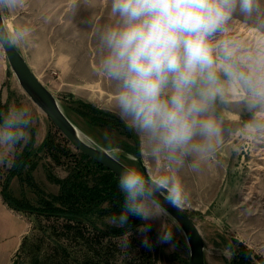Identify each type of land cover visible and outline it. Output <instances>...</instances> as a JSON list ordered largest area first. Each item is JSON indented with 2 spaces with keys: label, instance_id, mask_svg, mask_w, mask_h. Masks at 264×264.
<instances>
[{
  "label": "clouds",
  "instance_id": "9594fccd",
  "mask_svg": "<svg viewBox=\"0 0 264 264\" xmlns=\"http://www.w3.org/2000/svg\"><path fill=\"white\" fill-rule=\"evenodd\" d=\"M25 4L0 0V14ZM237 11L246 19L255 17L260 33L255 43L230 29ZM110 14L116 23L97 32L98 71L116 84L114 107L140 138L141 156L164 160L166 168L156 173L123 168L118 179L122 210L109 223L124 228L130 216L137 217L146 222L140 229L146 233L149 222L167 215L161 194L177 209L189 204L180 168L192 161L198 170L200 161L215 157L225 134L232 135L218 103L242 104L250 114L245 128L264 140V0H111ZM32 32L27 25L3 28L0 47L25 43ZM33 122L26 106L10 107L2 115L0 164L14 166L9 156L29 143ZM107 154L116 159L120 149L109 148ZM175 227L180 228L178 222ZM172 236L171 229H163L160 242Z\"/></svg>",
  "mask_w": 264,
  "mask_h": 264
},
{
  "label": "rangeland",
  "instance_id": "374dc122",
  "mask_svg": "<svg viewBox=\"0 0 264 264\" xmlns=\"http://www.w3.org/2000/svg\"><path fill=\"white\" fill-rule=\"evenodd\" d=\"M110 6L111 0H76L75 5L72 0H26L23 8L11 13L4 12V15L11 29L17 25H27L33 29L27 42L17 45L40 78L60 98L70 117L100 143L120 149L118 158L142 171L133 155L122 153L125 143H128L139 148L137 155L132 154L142 157L141 141L136 133L130 137L118 128L93 123L73 108L75 101L82 100L117 114L114 107L116 84L98 71L102 52L97 32L104 25L117 21L110 14ZM229 27L237 38L249 44L260 38V33L255 30V17L246 19L237 11ZM8 82L12 89L7 111L13 106L28 107L34 121L31 128L35 135L37 133L29 148L30 163L34 165L31 170L23 171L22 176H13L10 188L16 197L37 205L38 197L28 175L46 192L57 193L59 185L48 178V173L65 177L69 172L66 165L70 158L61 157L57 163L49 150L39 149L48 130L55 136L60 148L65 142L56 126L29 98L11 70ZM238 98L234 93L233 99ZM217 111L223 112L224 127L232 129V135L225 134L215 157L200 161L198 170L194 171L192 161H188L180 168L178 175L190 193L189 204L184 209L202 232L207 264H230L234 255V238L264 255V140L254 139L245 128L250 114L242 104L218 103ZM3 114L5 110L1 111ZM24 146L21 144L18 151ZM66 148L77 151L71 143H67ZM15 153L16 148L9 159L14 160ZM142 158L148 171L156 173L166 168L164 160ZM11 168L6 163L0 164L1 185L6 182ZM26 216L30 219V229L26 235L29 238V252L25 249L18 253L16 264H28L33 251L44 257L53 255L60 239L59 234L49 227L48 217L29 213ZM149 223L150 228L146 233L140 230L141 227L136 231V249L128 255L137 258L136 262L127 260L128 264H143L140 259H150L153 264H188L184 237L180 228L175 227L174 220L166 215ZM163 229L173 232L172 240L168 243L160 242ZM128 239V236L115 239L121 243L120 251L128 247ZM71 251L80 254L83 247L73 245Z\"/></svg>",
  "mask_w": 264,
  "mask_h": 264
},
{
  "label": "trees",
  "instance_id": "16d2710c",
  "mask_svg": "<svg viewBox=\"0 0 264 264\" xmlns=\"http://www.w3.org/2000/svg\"><path fill=\"white\" fill-rule=\"evenodd\" d=\"M74 109L89 121L108 125L121 130L127 136H134L119 116L109 110L100 108L93 103L75 101ZM2 118V117H1ZM53 123V122H52ZM54 124V123H53ZM55 126V124H54ZM57 128V127H56ZM62 135L64 144L56 143L54 135L48 132L39 149L49 150L54 160L59 163L61 157H68L69 172L65 177H58L48 173V178L59 185L57 193H48L31 180L38 204L34 205L24 198L16 197L10 188V179L22 176L23 171H29L34 164L30 163V146L35 141V133L31 128L32 141L23 147H16L14 166H12L6 182L2 185L5 200L16 210L29 214H42L48 217L50 228L59 234L57 249L51 256H41L32 253L28 264H128L136 262L135 255H128L136 249L135 234L139 227L146 222L137 217H129V225L120 228L110 224L107 220L122 210L123 196L118 188L119 177L103 164L79 151L57 128ZM70 144L77 151L66 148ZM127 152L138 154L136 146L125 143ZM31 164V165H29ZM52 223V224H51ZM128 236V247L120 251L121 243L115 239ZM132 237V239H131ZM234 255L230 264H264V255L256 253L251 247L238 238L232 240ZM29 238L26 236L21 244L19 254L28 249ZM81 245L83 254H75L71 246ZM116 251L119 255H116ZM29 252V249H28ZM89 253V254H88ZM81 255V256H80ZM118 256V257H117ZM127 260H129L127 262ZM143 264H153L150 259H140ZM16 264V260L14 262Z\"/></svg>",
  "mask_w": 264,
  "mask_h": 264
},
{
  "label": "water",
  "instance_id": "95a60500",
  "mask_svg": "<svg viewBox=\"0 0 264 264\" xmlns=\"http://www.w3.org/2000/svg\"><path fill=\"white\" fill-rule=\"evenodd\" d=\"M3 28L11 30L4 13L0 14V34L3 33ZM3 49L10 70L20 86L34 104L49 117L59 131L79 151L103 164L118 177L123 168L130 167L120 158L113 159L110 157L107 154L109 147L94 139L70 117L60 98L36 74L18 45L11 46L6 44ZM122 153L127 156L133 155L132 158L139 163L142 172H148L146 163L142 157L136 156L126 150H123ZM161 202L167 210V215L180 225V230L185 241L188 264H207L206 244L198 224L184 208L177 209L164 203L163 194H161Z\"/></svg>",
  "mask_w": 264,
  "mask_h": 264
},
{
  "label": "crops",
  "instance_id": "0c3cea01",
  "mask_svg": "<svg viewBox=\"0 0 264 264\" xmlns=\"http://www.w3.org/2000/svg\"><path fill=\"white\" fill-rule=\"evenodd\" d=\"M30 65L32 66L31 63ZM33 70L36 72L34 68ZM36 74L38 75L37 72ZM8 80H10L9 64L3 47H0V118L2 110L7 112L11 95L12 87L9 86ZM48 132L49 130L45 133L44 139ZM29 229L30 219L26 213L16 210L5 200L0 182V264H14Z\"/></svg>",
  "mask_w": 264,
  "mask_h": 264
}]
</instances>
